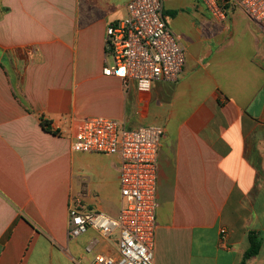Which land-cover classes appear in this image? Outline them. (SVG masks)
Returning a JSON list of instances; mask_svg holds the SVG:
<instances>
[{
  "label": "crops",
  "instance_id": "0c3cea01",
  "mask_svg": "<svg viewBox=\"0 0 264 264\" xmlns=\"http://www.w3.org/2000/svg\"><path fill=\"white\" fill-rule=\"evenodd\" d=\"M130 1L0 2V264L119 256L118 234L69 237L71 198L113 218L123 205L120 157L72 149L93 118L166 130L154 264H241L251 232L262 246L246 264H264V24L241 8L218 22L195 0L200 25L182 36L164 0L187 62L142 94L104 75L107 28Z\"/></svg>",
  "mask_w": 264,
  "mask_h": 264
},
{
  "label": "built area",
  "instance_id": "2783aa9c",
  "mask_svg": "<svg viewBox=\"0 0 264 264\" xmlns=\"http://www.w3.org/2000/svg\"><path fill=\"white\" fill-rule=\"evenodd\" d=\"M200 1L218 22H225L234 8H241L254 22L264 24V0ZM105 45L104 75L122 80L126 89L135 83L138 92L150 94L155 84L177 83L184 73L187 50L168 24L164 0H131L127 16L107 28ZM165 138L164 127L128 129L106 118H93L78 127L74 152L119 156L121 160L123 205L117 218L85 206L83 195L69 203L71 239L91 229L107 238L118 234L119 256L96 254L94 264H154L158 157ZM221 234L225 236L227 231L223 229Z\"/></svg>",
  "mask_w": 264,
  "mask_h": 264
},
{
  "label": "rangeland",
  "instance_id": "374dc122",
  "mask_svg": "<svg viewBox=\"0 0 264 264\" xmlns=\"http://www.w3.org/2000/svg\"><path fill=\"white\" fill-rule=\"evenodd\" d=\"M2 1L0 0V2ZM198 2L200 3V1ZM200 4H198V7L202 5ZM194 5L195 0H165V11L177 9L180 11L176 19L170 18V25L176 34L188 36L189 32L200 25L201 17L196 12ZM198 7L196 8L197 10ZM182 9H184L183 13Z\"/></svg>",
  "mask_w": 264,
  "mask_h": 264
},
{
  "label": "trees",
  "instance_id": "16d2710c",
  "mask_svg": "<svg viewBox=\"0 0 264 264\" xmlns=\"http://www.w3.org/2000/svg\"><path fill=\"white\" fill-rule=\"evenodd\" d=\"M174 15H175L174 13H171V16H174ZM42 126L45 129V131L54 133L55 135L58 134L57 131H52L51 130L50 124L48 122H44L43 121L42 122ZM249 241H250V248L246 252L241 264H246L248 260H250L254 256L258 255L260 250H261L262 241H261L260 237L257 234H255L254 232H251L249 234Z\"/></svg>",
  "mask_w": 264,
  "mask_h": 264
}]
</instances>
